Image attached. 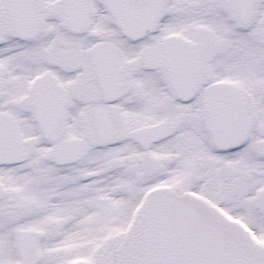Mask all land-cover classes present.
Listing matches in <instances>:
<instances>
[{
  "label": "snow or ice",
  "instance_id": "1",
  "mask_svg": "<svg viewBox=\"0 0 264 264\" xmlns=\"http://www.w3.org/2000/svg\"><path fill=\"white\" fill-rule=\"evenodd\" d=\"M0 264H264V0H0Z\"/></svg>",
  "mask_w": 264,
  "mask_h": 264
}]
</instances>
